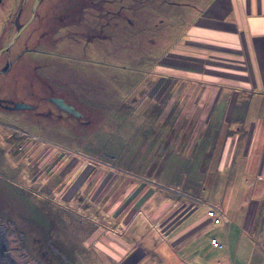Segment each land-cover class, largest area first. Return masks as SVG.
Listing matches in <instances>:
<instances>
[{"label":"rangeland","instance_id":"obj_1","mask_svg":"<svg viewBox=\"0 0 264 264\" xmlns=\"http://www.w3.org/2000/svg\"><path fill=\"white\" fill-rule=\"evenodd\" d=\"M22 1L0 0V47L16 31L12 20ZM34 1L24 3L17 24L27 21ZM210 1L41 0L35 19L7 54L11 60L1 56L0 70L12 61L0 74L1 103L31 104L35 110L0 109V173L8 169L14 181L0 183V219L15 221L24 232L41 227L33 231L46 260L129 264L132 254H140L137 248L151 246L157 234L150 204H140L150 190L162 191L165 199L176 188L189 190L203 202L200 213L220 197L216 189L188 186L222 177L208 173L210 155L188 153L197 126L188 117L201 115V109L192 113L186 104L194 83L166 65L183 33L173 38L176 32ZM52 96L66 98L83 118L60 112ZM2 120L14 130L2 129ZM40 161L43 169L34 170ZM21 185L42 194L25 196ZM243 191L258 196L264 189ZM187 192L181 193L184 199L193 197ZM146 255L142 264H153L152 253ZM36 257L43 260L38 250Z\"/></svg>","mask_w":264,"mask_h":264},{"label":"crops","instance_id":"obj_2","mask_svg":"<svg viewBox=\"0 0 264 264\" xmlns=\"http://www.w3.org/2000/svg\"><path fill=\"white\" fill-rule=\"evenodd\" d=\"M178 33L182 36L169 49L166 65L194 83L186 104L192 113L201 109V115L188 117L192 127L197 125L188 153L210 155L208 173L222 177L188 186L210 187L221 195L200 213L203 202L189 190L176 188L166 199L160 198L162 191L150 190L140 204H150L157 234L151 246L137 248L135 262L142 264L149 251L153 264H264V192L240 195L243 188L264 189V0H211L175 36L167 35ZM217 109L222 112L214 118ZM209 124L217 127L207 132ZM182 192L193 197L184 199ZM211 209L219 224L207 215Z\"/></svg>","mask_w":264,"mask_h":264},{"label":"flooded vegetation","instance_id":"obj_3","mask_svg":"<svg viewBox=\"0 0 264 264\" xmlns=\"http://www.w3.org/2000/svg\"><path fill=\"white\" fill-rule=\"evenodd\" d=\"M27 1V0H26ZM105 4V3H104ZM37 12V10H36ZM68 13H70V10H67L66 11V14L64 16H66ZM31 14H32V8H31V12H30V15L28 17V19L31 17ZM70 16V15H69ZM36 17V13H35V16L33 18V20L35 19ZM17 19H18V14L16 13L14 15V18L12 20V27H17L19 24H17ZM27 19V20H28ZM32 20V21H33ZM32 21L30 22V24L32 23ZM29 24V25H30ZM29 25L24 29V31L29 27ZM16 30V29H15ZM101 30H104V25L101 26ZM14 34V32L11 34L10 36V39L12 37V35ZM22 34V33H21ZM9 41V40H8ZM17 42V41H16ZM15 42V44H16ZM15 44L11 47L10 51L7 52H3L1 54V56L4 54L7 56V54H10L11 53V50L14 48ZM43 53V52H42ZM0 56V58H1ZM7 60L9 59V61L11 60V56H7L6 58ZM12 67V61L9 63ZM3 67V68H2ZM5 65H2L1 68L4 69ZM10 67V68H11ZM9 71V69H8ZM53 98H58V99H62L63 100V103L67 104V105H70L73 107L74 111H77L78 114H75L74 112L72 111H67L63 108H61L59 105H57L55 102L52 101ZM50 102H52L56 108L62 112V113H65V114H68L72 117H75L77 119H80V118H83V113L81 111H79L72 103H70L66 98L64 97H61V96H52L50 98H48ZM16 102H13V103H5V101H3V103H1L0 101V109L2 110H6V111H13L15 110L14 108V104ZM30 105L31 107L30 108H25V109H19V110H35V105H31V104H28ZM61 116V115H60ZM7 120H9L8 118H6ZM2 129H5L8 131V129L10 131H13L14 128L12 127L11 123L7 122V121H3L2 120ZM11 134H14V133H11ZM25 132H20L18 134V136L20 138H22L23 136H25ZM5 137H8V135H4ZM11 138L13 139L14 136L11 135ZM45 160V159H44ZM30 169V168H29ZM43 168H42V163L40 161V163L36 164L35 165V169L34 170H39L41 171ZM33 170V171H34ZM32 171V170H31ZM30 173V172H29ZM39 173V172H38ZM0 183L1 182H7L9 183L11 181H13V179H10V176L9 173H8V169L7 171H3L2 173H0ZM2 180V181H1ZM10 180V181H9ZM35 181V180H34ZM37 182V180H36ZM15 184V183H13ZM43 186V185H42ZM19 188H22V190L20 191V193H24L25 196H27V194H30V193H33V194H42V191L40 190H36V191H31L30 189H25L26 187H23L21 185V187ZM40 196V195H38ZM47 198L46 195L42 196V198L44 199ZM62 200H65L67 199L65 196L64 197H61ZM72 199V198H71ZM54 201H57V198L55 196L54 198ZM15 220V219H14ZM24 220H27L28 219H25L23 218V221ZM3 220L0 219V264H54L53 262L51 261H48L44 258L45 254L41 252V249H40V239L36 236V234H34V231L33 230H41L40 228L41 227H38V229H29L27 228V232H33V233H27V232H24L22 230H18L16 229V223L15 221H11V222H2ZM50 228V227H49ZM49 228H47V230H49ZM45 230V231H47ZM50 237V236H49ZM49 237H48V240H47V237H45V240L47 241V243L50 245L49 243ZM84 244H87V243H84ZM42 247V246H41ZM114 247V246H113ZM102 248V247H101ZM104 251L108 250V249H105V248H102ZM40 251L41 253V257H43V260H40L39 258L36 257V252ZM110 250L107 251V253L109 252ZM111 252V251H110ZM57 253V252H55ZM134 255L135 257V254H132ZM133 258V257H132ZM131 258V259H132ZM136 261V257L133 258L131 261V263L129 264H132L133 261ZM64 261V260H63ZM71 261V260H70ZM136 264V263H135Z\"/></svg>","mask_w":264,"mask_h":264},{"label":"water","instance_id":"obj_4","mask_svg":"<svg viewBox=\"0 0 264 264\" xmlns=\"http://www.w3.org/2000/svg\"><path fill=\"white\" fill-rule=\"evenodd\" d=\"M41 0H35L34 3H33V7H32V14H31V17L23 24H19L17 27H16V31L15 33L12 35L11 39L3 46L0 47V56L3 52L7 51L9 52L11 47L15 44V42L18 40V38L20 37L22 31H24V29L30 24V22L33 20L34 16H35V13H36V10H37V7L39 5ZM26 2V0H23L22 1V5L18 11V14L20 12V10L22 9L24 3ZM9 65H7L6 67H4V69H1L0 70V74L2 73H6L9 69ZM53 102H55L57 105H59L61 108L67 110V111H72L74 112L75 114H78L77 111H74L73 107L70 106V105H67L65 103H63V100L62 99H58V98H53L52 99ZM31 106L26 104V103H15L14 104V108L19 110V109H25V108H30Z\"/></svg>","mask_w":264,"mask_h":264},{"label":"built area","instance_id":"obj_5","mask_svg":"<svg viewBox=\"0 0 264 264\" xmlns=\"http://www.w3.org/2000/svg\"><path fill=\"white\" fill-rule=\"evenodd\" d=\"M207 215L212 218V220H213V222L215 224H219L221 222L220 217L216 214V211L214 209L209 210L208 213H207ZM212 243L216 247H218V246L220 247L221 246L216 239H213L212 240Z\"/></svg>","mask_w":264,"mask_h":264}]
</instances>
